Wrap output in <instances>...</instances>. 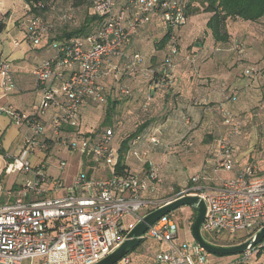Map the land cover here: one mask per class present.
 <instances>
[{
  "label": "built area",
  "instance_id": "2783aa9c",
  "mask_svg": "<svg viewBox=\"0 0 264 264\" xmlns=\"http://www.w3.org/2000/svg\"><path fill=\"white\" fill-rule=\"evenodd\" d=\"M39 7L42 6L36 5ZM92 9L100 20L95 31L87 38L71 39L66 45L54 42L52 48L56 57L36 66L34 75L42 91L37 113L30 116L0 106V114H6L15 126H26L29 132L21 153L11 158L4 173L21 172L31 176L16 193H6L7 201L0 202V264H96L117 250L145 216L187 196L205 201L203 235L208 233L214 239L224 240L246 232V241L253 238L264 226V170L247 166L234 178L222 180L217 191L202 184V176H196L191 180L192 185L182 192L175 193L170 199L158 200L154 194L162 184V178L146 152H132L144 167L141 175L120 176L115 171L119 157L115 149V129L108 128L97 138L82 136L83 110L90 103L107 104L99 79L111 60L126 59L125 73L129 77L153 79L152 71L142 68V56H130L124 50L130 38L158 13L172 30L188 23L186 5L181 0H96ZM6 17L0 8V27ZM73 17L74 12L69 10L62 20L72 22ZM51 32V27L41 18L32 17L26 41L39 47ZM171 41L177 43L178 37L172 36ZM235 51L242 53L244 46L236 43ZM246 75L255 80L262 77L256 67L248 68ZM165 78L170 79L171 75L166 73ZM163 82L165 79L161 82L153 79L152 88L160 87ZM17 91L12 65L2 58L0 99ZM121 92L128 95L129 89L124 88ZM229 92V99L237 102L238 89ZM51 110L52 139L42 120ZM223 112L225 125L232 126L233 117L229 112ZM66 127L74 130L73 136L65 135ZM240 132V124L235 125L234 133ZM150 141L157 143L156 137ZM51 145L83 158V170L74 185L67 189L63 180H56L48 173L44 157ZM37 151L44 157L34 164L32 159ZM66 167L67 163L62 161L60 170L64 171ZM234 167L233 148L221 142V158L215 173L231 172ZM99 170L108 172L109 176L97 177ZM63 192L65 194H61ZM178 236V225L170 215L148 231L145 238L166 248L156 257L157 264H212V255L197 243L193 247L177 246L174 241ZM263 247L264 242L259 248ZM256 253L254 248L238 255L233 264H249ZM130 263L125 257L117 264Z\"/></svg>",
  "mask_w": 264,
  "mask_h": 264
},
{
  "label": "crops",
  "instance_id": "0c3cea01",
  "mask_svg": "<svg viewBox=\"0 0 264 264\" xmlns=\"http://www.w3.org/2000/svg\"><path fill=\"white\" fill-rule=\"evenodd\" d=\"M193 6L198 7V4ZM0 8L7 16L4 29L0 32V59L10 61L18 85L17 92L0 99V106L32 116L39 110L42 99L34 70L37 65L55 56L56 51L51 46L53 39L46 37L39 47L26 41L32 15L27 13L23 0H0ZM51 17L53 15L49 19ZM209 18L210 14L203 12L192 15L187 25L180 29L178 34L182 54L177 59V70L171 77L170 88L155 90L149 88L143 77L128 78L124 63L114 60L103 68L99 79L107 104L97 107L90 103L81 116L80 132L86 138L90 134L92 121H112L110 128L116 131L115 149L118 154L121 143L145 125L143 134L131 142L126 163L130 173L141 175L144 167L132 152L148 154V159L162 178V184L154 194L158 200L170 199L176 190V194L182 192L192 185L191 180L196 176H202V184L217 191L222 186V180L234 178L247 166H257L261 172L264 170V120L251 117L252 109L264 99V88L262 80L254 82L245 76V70L251 66L258 67L264 73V19L257 22L241 19L229 21L230 41L216 44L207 32ZM164 24L161 17L155 15L144 29L130 38L127 51L141 54L147 65L159 62L164 51L158 44L167 34ZM15 42L19 44L15 45ZM237 42L242 43L245 49L241 56L233 50L232 43ZM191 46L195 50H188ZM125 87L129 89L128 95L121 92ZM230 88L239 90L237 103L227 99ZM150 92L154 94L151 100L148 99ZM224 110L233 117L232 126L225 125ZM52 114L53 110L42 119L50 139L53 138ZM238 124L241 132L235 134L234 126ZM64 132L71 137L74 130L66 127ZM28 133L26 126H15L10 120L0 117V148L2 145L1 149L5 152V156L0 155V202L8 200L7 192L16 193L31 179L30 175L23 174L10 190H6L1 181L8 176L4 173L7 163L21 153ZM9 134L17 136V139L5 149L3 147ZM152 137H156L157 143L150 141ZM221 142L233 148L235 167L231 172L216 174L215 166L221 158ZM52 153L44 157L37 151L32 161L38 164L40 158L44 157L48 173L53 178L49 163ZM96 175L104 178L109 173L99 170ZM165 249L164 245L147 237L128 258L130 264H157L156 257ZM236 260V256L211 258L212 264H233ZM258 263H264V255L249 262Z\"/></svg>",
  "mask_w": 264,
  "mask_h": 264
},
{
  "label": "trees",
  "instance_id": "16d2710c",
  "mask_svg": "<svg viewBox=\"0 0 264 264\" xmlns=\"http://www.w3.org/2000/svg\"><path fill=\"white\" fill-rule=\"evenodd\" d=\"M23 1L26 3V11L28 14L32 15V17L35 18H41L43 22H45L49 27H51L52 32L50 33V35H48V37L50 36L53 39V43L51 44V46L54 44V42H61L63 45H66L71 39L87 38L95 31V29L100 24L99 18L97 17V15L93 13V9H92V4L96 0H23ZM181 1L186 5V15L188 17V20L190 16L201 12L210 14V18L207 22V32L211 35L213 41L216 44H225L230 41V34L227 28L229 21L235 19H241L244 21L257 22L264 19V0H181ZM39 4L42 7L36 8V5ZM193 4H198V7H194ZM66 6H69L68 7L70 8L69 10H72V12H74V17H73L74 19L72 22H64L62 20L63 15H65V13L69 11L68 8H66ZM76 11L82 13L83 19L82 18L79 20L76 19L75 16ZM51 15H53V17L49 19ZM157 15L161 17V13H158ZM53 18H55L54 22H53L54 20ZM164 25L167 29V34L161 39V41L158 44L161 46L160 47L161 50L163 49L164 51L162 59L157 63L147 65L145 64L144 58H142V68L152 71L153 79H155L158 82H161L165 79V82H163L160 85V87L155 88V90L170 88V84H171L170 82L172 78L170 79L165 78V74L168 73L171 75V77H173V74L177 70V59L182 54L181 53L182 44L178 34L181 28L178 30H172L166 24ZM144 27L145 26L140 28L137 33H139L140 30L144 29ZM3 29H4V24H2V26L0 27V32L3 31ZM172 36L178 37L177 43L172 44L171 41ZM237 43L242 45V43L239 42ZM235 44L236 43L234 44L232 43L234 51H235ZM174 48H176V51H174ZM124 50L130 56L139 54V53L128 52L126 47H124ZM188 50L192 51L195 49L193 48V46H191L188 48ZM55 57L56 54L53 58L46 61H51ZM114 60L122 61L125 67L128 64V61L126 59H113L110 61V64ZM259 70L261 71V69ZM261 73H262V77L259 80H262V86H263L262 88H264V73L263 71H261ZM127 77L131 79H136L138 77H143V76H136L132 78L129 77V75H127ZM143 78L148 83L149 88H151L153 79H148L146 77ZM248 78L252 79L254 82L259 81L251 77ZM231 89L233 88H230V90ZM153 95H154L153 92H150L148 95V99L151 100L153 98ZM227 99L232 103L238 102V99L237 102H233L232 98L229 99V97ZM262 105H264V99L261 101V103H259V105L255 106L252 109L251 111L252 118L258 119L260 121L264 120V108ZM145 130H146L145 125L140 126L134 134L130 135L127 139H125L121 143L119 149L118 162L115 167V171L118 175L120 176L133 175L132 173L129 172L130 168L126 163V156L129 152L131 142H133L141 134H143ZM0 155L5 156V152L1 148H0ZM170 216H172V214H170ZM194 220H195V213L193 212V221L191 223V228ZM247 239H248L247 237L242 238L240 240L214 239L212 243L220 246H235L244 243ZM261 244L255 248V250L257 251L255 256L258 258H261L264 255V247L259 248ZM256 257H254V259H256ZM258 264H264V263H258Z\"/></svg>",
  "mask_w": 264,
  "mask_h": 264
},
{
  "label": "water",
  "instance_id": "95a60500",
  "mask_svg": "<svg viewBox=\"0 0 264 264\" xmlns=\"http://www.w3.org/2000/svg\"><path fill=\"white\" fill-rule=\"evenodd\" d=\"M199 47V45H197ZM182 207H189L195 213V220L193 222L191 231L195 242L206 252L212 256L229 257L238 256L245 252L256 248L264 241V226L260 231L248 241L235 246H220L209 242L202 233V226L206 217L207 206L205 201L195 196H187L182 199L172 201L152 213L145 216L130 232L123 244L115 250L112 254L107 256L96 264H117L123 258L128 257L129 254L136 249L144 240L145 235L153 227L155 223L163 217L172 214Z\"/></svg>",
  "mask_w": 264,
  "mask_h": 264
},
{
  "label": "rangeland",
  "instance_id": "374dc122",
  "mask_svg": "<svg viewBox=\"0 0 264 264\" xmlns=\"http://www.w3.org/2000/svg\"><path fill=\"white\" fill-rule=\"evenodd\" d=\"M69 6H66V8H68ZM62 8V7H61ZM70 8H68L69 10ZM76 19H83V15L82 13H80L79 11H76L75 13ZM53 22L55 21V18H53ZM237 52V51H236ZM238 53V52H237ZM245 53V51H243L242 53H240V56L243 55ZM239 54V53H238ZM252 67H256V66H251ZM250 68V67H248ZM247 68V69H248ZM258 68V67H256ZM247 69L245 71H247ZM262 71V70H261ZM245 76L246 72H245ZM98 107V105H96ZM96 107V108H97ZM105 113V112H104ZM0 117H3L5 120H10L9 117L6 114H0ZM112 121H110L109 119H106L105 121H102L101 123H99V120H94L90 123V134L88 135V139L93 138L91 136H98L100 135L104 130L112 127ZM17 139V136H11L9 134L6 143L4 144L5 149L9 148L8 146H10L13 142H15V140ZM92 140V139H91ZM2 148V145H1ZM53 151L49 163L51 166V170L50 172L53 175V178L57 179H63L64 180V186L65 188H69L71 186L74 185L75 180L77 179L79 173L81 172V170H83L84 165H83V158L81 155L79 154H70L68 151L66 152H60L61 150L59 148L54 149V145H51V149L48 152V154ZM61 161H65L67 163V167L66 169L61 172L59 169L60 163ZM24 173L18 172L15 174H6L8 176L4 177L1 181L4 184V187L6 188V190H10L14 187L15 181L17 179H20L21 177H23ZM1 183V185H2ZM178 190L174 191V193H176ZM2 202H4L2 200ZM191 211H193L191 208L189 207H182L180 209H178L177 211L172 213V217L175 220V222L178 225V231H179V236L178 239H176L174 242L177 246H182V245H187L189 247H193L195 245V240L194 237L192 235V231H191V223L193 221V215L190 216ZM246 232H241L238 235H236L235 237H230L228 238L229 240H240L242 238H246ZM204 237L210 241L213 242L214 238L208 234V233H204ZM256 257V256H255ZM212 258H217V256H212ZM254 258L251 259V261H253Z\"/></svg>",
  "mask_w": 264,
  "mask_h": 264
}]
</instances>
